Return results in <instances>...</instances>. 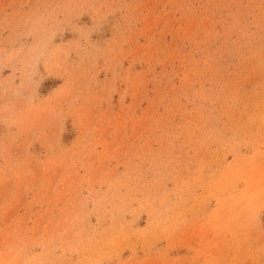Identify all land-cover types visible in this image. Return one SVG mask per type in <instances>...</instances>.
I'll use <instances>...</instances> for the list:
<instances>
[{
  "label": "rangeland",
  "instance_id": "1",
  "mask_svg": "<svg viewBox=\"0 0 264 264\" xmlns=\"http://www.w3.org/2000/svg\"><path fill=\"white\" fill-rule=\"evenodd\" d=\"M0 264H264V0H0Z\"/></svg>",
  "mask_w": 264,
  "mask_h": 264
}]
</instances>
